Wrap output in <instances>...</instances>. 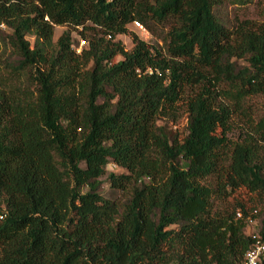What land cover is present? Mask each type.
Instances as JSON below:
<instances>
[{
    "label": "trees",
    "instance_id": "1",
    "mask_svg": "<svg viewBox=\"0 0 264 264\" xmlns=\"http://www.w3.org/2000/svg\"><path fill=\"white\" fill-rule=\"evenodd\" d=\"M252 1L0 0V264H243L264 213L255 235L215 200L264 195V2L232 27L217 8Z\"/></svg>",
    "mask_w": 264,
    "mask_h": 264
},
{
    "label": "rangeland",
    "instance_id": "2",
    "mask_svg": "<svg viewBox=\"0 0 264 264\" xmlns=\"http://www.w3.org/2000/svg\"><path fill=\"white\" fill-rule=\"evenodd\" d=\"M263 2L264 0H253L246 6H237L224 2V4H222L220 7L217 8V13L228 26L232 27L236 23L237 18L240 19L250 18L253 20H260L261 17L258 8L259 5ZM129 27L131 31L137 33L141 38L150 41L152 44L157 43V38L155 37V35L143 34L142 32L138 31L132 24ZM67 29L68 26H56L54 39L57 40L59 36ZM1 32H2V37L6 39L5 40L6 43H4L3 45V56L5 60L7 58L11 61H14L15 59L18 58V56L16 54L15 48L11 45L10 39L8 37L9 34L11 33V29L2 26ZM73 36L75 40L78 39L79 33L77 32V30L73 31ZM27 38L30 40V42L33 45L35 42V37L33 35H28ZM118 39L124 42L127 49H131L134 45L130 33L119 35ZM120 59H122V56L116 57V60H120ZM241 63H246V62L241 61ZM252 105L254 109H257L259 111L258 113H261L262 111H264V97H255L253 99ZM161 124L167 127V129L171 133L179 131L181 136H184L187 133V114H184L177 123L169 122L167 120H161ZM242 127H243L242 124L240 123L238 124V122L236 121L233 130L229 133V137L234 140L238 139L242 133ZM111 172L123 173L125 172V170L118 167L115 164H109L107 167V173L102 177L103 185L101 187V190L108 197H115V196L123 197V194L120 191L111 187L109 181V174ZM240 203H243L250 213L253 210H256V212L258 211V217L257 219H255L256 220L255 223L250 224L249 228H247L248 232L257 234L261 227V218L263 217V213H264L263 194L253 193L244 187L237 190L231 197L225 200H220V199L215 200V204L219 208L226 207L229 209H233L235 206H237ZM237 209L240 210V208Z\"/></svg>",
    "mask_w": 264,
    "mask_h": 264
},
{
    "label": "built area",
    "instance_id": "3",
    "mask_svg": "<svg viewBox=\"0 0 264 264\" xmlns=\"http://www.w3.org/2000/svg\"><path fill=\"white\" fill-rule=\"evenodd\" d=\"M132 25L143 34H150V32L147 30V28L138 20L134 21ZM85 40H82L78 51L84 46ZM238 217L242 216L241 212L237 213ZM249 225L255 223V218L249 217L248 219ZM256 235V234H255ZM257 239L252 248H250L245 256L243 264H264V239L261 238L259 235H256Z\"/></svg>",
    "mask_w": 264,
    "mask_h": 264
}]
</instances>
